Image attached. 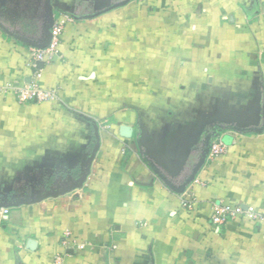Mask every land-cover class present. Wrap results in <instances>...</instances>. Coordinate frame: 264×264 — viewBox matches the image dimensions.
Masks as SVG:
<instances>
[{
  "label": "crops",
  "instance_id": "0c3cea01",
  "mask_svg": "<svg viewBox=\"0 0 264 264\" xmlns=\"http://www.w3.org/2000/svg\"><path fill=\"white\" fill-rule=\"evenodd\" d=\"M114 2L51 0L62 42L34 71L1 26L36 41L45 0H0V86L59 98L0 93V264H264V0ZM207 126L227 152L188 211L154 170L179 186ZM215 203L261 220L213 225Z\"/></svg>",
  "mask_w": 264,
  "mask_h": 264
},
{
  "label": "built area",
  "instance_id": "2783aa9c",
  "mask_svg": "<svg viewBox=\"0 0 264 264\" xmlns=\"http://www.w3.org/2000/svg\"><path fill=\"white\" fill-rule=\"evenodd\" d=\"M65 24L61 21H55L51 28V40L49 45L44 49H36L30 47L29 51V64L34 71H37V62L49 63L53 58L58 55L59 47L61 45L62 34L64 32ZM0 93L3 95H12L16 102L19 104H26L29 102L44 103L57 101L58 90L57 89H45L40 87L32 78L29 82H26L24 78L18 80H10L4 85L0 86ZM227 148L225 144L216 139L211 143L210 153L207 159H216L226 154ZM181 204L182 207L188 211H193L195 208V199H191V194L186 191L182 193ZM2 214L8 213L7 209H2ZM211 223L213 225L224 224L230 220L246 219L250 222H256L261 220V216L255 212V209L251 206H247L246 209H242L239 206H233L222 203H215L212 206L210 214ZM116 246L112 245L111 249H115ZM54 264H60L58 260Z\"/></svg>",
  "mask_w": 264,
  "mask_h": 264
},
{
  "label": "water",
  "instance_id": "95a60500",
  "mask_svg": "<svg viewBox=\"0 0 264 264\" xmlns=\"http://www.w3.org/2000/svg\"><path fill=\"white\" fill-rule=\"evenodd\" d=\"M132 0H123L122 2L116 4L115 7H120L123 5H126L128 2H130ZM45 10H46V18H45V22L41 27V31L39 33V37L37 38L36 41L33 42H27L23 39H21L20 37L14 35V34H10L4 27L1 26V29L3 30V32L8 35V36H12L13 38L17 39L18 41L27 44L30 47L36 48V49H44L46 48L51 40V28L55 22V19L53 17V5L51 3V0H45ZM37 69H41L43 67V63L42 62H37L36 63ZM27 81L29 82L30 79L27 78ZM240 132H244L243 129H237ZM264 130V123L263 126H261L260 128H257L254 130V132L256 133H261ZM121 134L125 137H129L131 135V131L130 128L128 127H122L121 128ZM217 134L213 133L212 135H207L203 142V147L200 149V151L197 153V156L195 157V161L193 163V165L190 167L189 169V173L187 175V177L182 181V183L177 186V187H172L167 181L164 180V178L162 176H160L158 174L157 171H155L152 167V165H149L151 169L154 170V172H156V174L161 178V180L176 194H182L186 191L187 187L196 179V176L198 174V172L200 171V169L204 166L207 157L210 153V149H211V141L212 139L216 136ZM28 247H30L31 249L34 248V243L32 241H30L28 243Z\"/></svg>",
  "mask_w": 264,
  "mask_h": 264
},
{
  "label": "flooded vegetation",
  "instance_id": "af4514ba",
  "mask_svg": "<svg viewBox=\"0 0 264 264\" xmlns=\"http://www.w3.org/2000/svg\"><path fill=\"white\" fill-rule=\"evenodd\" d=\"M115 2H114V4L116 3V4H118V3H120V2H122L123 0H114ZM16 25H18V24H16ZM213 127H211V128H209V126H207L206 127V130H205V132H204V134H203V136H202V141H201V143H200V149L203 147V142H204V140L206 139L205 137L207 136V135H212L213 133H215L216 134V130L215 129H212ZM213 140V139H212ZM211 143H212V141H211ZM200 149L197 151V153L200 151ZM159 174L160 175H162L160 172H159ZM163 178H166L164 175L162 176Z\"/></svg>",
  "mask_w": 264,
  "mask_h": 264
}]
</instances>
